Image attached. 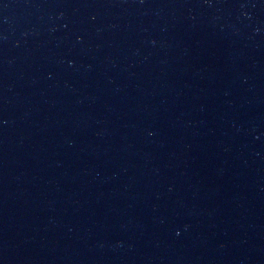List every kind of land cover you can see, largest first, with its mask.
<instances>
[{"label": "water", "instance_id": "obj_1", "mask_svg": "<svg viewBox=\"0 0 264 264\" xmlns=\"http://www.w3.org/2000/svg\"><path fill=\"white\" fill-rule=\"evenodd\" d=\"M0 264H264V0H0Z\"/></svg>", "mask_w": 264, "mask_h": 264}]
</instances>
